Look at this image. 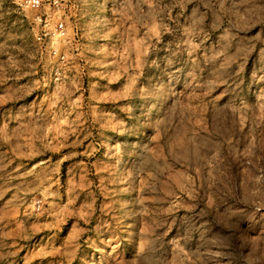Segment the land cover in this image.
<instances>
[{"label": "rangeland", "instance_id": "obj_1", "mask_svg": "<svg viewBox=\"0 0 264 264\" xmlns=\"http://www.w3.org/2000/svg\"><path fill=\"white\" fill-rule=\"evenodd\" d=\"M0 264H264V0H0Z\"/></svg>", "mask_w": 264, "mask_h": 264}, {"label": "built area", "instance_id": "obj_2", "mask_svg": "<svg viewBox=\"0 0 264 264\" xmlns=\"http://www.w3.org/2000/svg\"><path fill=\"white\" fill-rule=\"evenodd\" d=\"M65 1L66 0H16V2H19V4L24 8L32 10L40 9L46 5H52L60 8L61 4ZM59 30H64L63 24H60Z\"/></svg>", "mask_w": 264, "mask_h": 264}]
</instances>
